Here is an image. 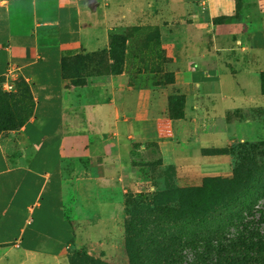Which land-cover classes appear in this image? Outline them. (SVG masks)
<instances>
[{"label": "crops", "instance_id": "crops-1", "mask_svg": "<svg viewBox=\"0 0 264 264\" xmlns=\"http://www.w3.org/2000/svg\"><path fill=\"white\" fill-rule=\"evenodd\" d=\"M127 27L158 35L139 53L153 57L143 86L126 74L69 86L62 59ZM262 73L264 0H0V91L11 112L15 98L30 108L0 133V264H60L77 235L70 203L101 207L138 184L147 143L180 186L227 172L228 153L205 151L264 140Z\"/></svg>", "mask_w": 264, "mask_h": 264}, {"label": "rangeland", "instance_id": "rangeland-1", "mask_svg": "<svg viewBox=\"0 0 264 264\" xmlns=\"http://www.w3.org/2000/svg\"><path fill=\"white\" fill-rule=\"evenodd\" d=\"M109 41L107 49L93 52L87 62L83 72L86 82L103 77L124 79L126 74L131 86L141 88L140 64L147 70L153 57L139 53L156 51L159 42L156 30L127 27L111 31ZM74 67V57H67L64 78L69 86H73ZM144 74L149 77L151 73ZM15 99L13 127L27 116L18 111L29 106L28 102ZM175 107V114L179 115L180 100ZM4 119L0 117V133L11 127L7 120L1 121ZM146 147L150 149L147 158L134 160L142 166L138 184L117 193L101 207L87 209L78 202L70 203L77 235L60 264H193L198 252L205 259L210 257L206 241H197L196 237L210 238L213 245L227 244L238 231L250 230L247 222L253 221V213L255 231L264 239V221H258L259 213H264V140L205 151L228 153L230 169L189 186L176 182L173 166L162 161L156 144L147 143ZM159 200L160 205L152 206ZM144 201L150 205L146 206Z\"/></svg>", "mask_w": 264, "mask_h": 264}, {"label": "trees", "instance_id": "trees-1", "mask_svg": "<svg viewBox=\"0 0 264 264\" xmlns=\"http://www.w3.org/2000/svg\"><path fill=\"white\" fill-rule=\"evenodd\" d=\"M110 45L111 44L109 41V46ZM92 54L94 53L72 55L74 57L75 67H74V70L71 76V84L74 87H84L87 84L86 79L83 75V72L87 67V62L90 61ZM67 57H64L61 61V71H62L63 77H64V70H65V62H66ZM260 79H261V91L264 94V73L261 74ZM12 96L13 95L3 93L0 91V117L2 116L5 117V119L1 121L6 123L5 120H7V123L11 125V127L7 128L5 131L19 129L20 126L27 120L30 114L29 112L30 108L28 107L26 109L21 108V110H19L18 112H21V115L22 113L25 112L27 116L21 124L17 125V127H13L12 126L13 121L11 118L13 115V112H11L10 108L7 107L8 104L6 102L7 99L11 98ZM178 100H180L181 109H182L183 100L181 97L176 96V97L169 98V112L174 113V115H170L171 118H179L181 116L182 110L179 115L175 114V108H176L175 103ZM172 103L173 105H171ZM2 112L4 113L3 115H2ZM175 201L176 200H174L173 202ZM180 201H181V198L178 200L179 204H180ZM161 202L162 201L159 200L155 205H152V206L160 205ZM145 205L147 206L150 204L145 202ZM132 208L135 209V207H132ZM251 217H253L252 218L253 221L256 220L255 213L251 214ZM258 219H259L258 220L259 222L264 221V213L260 212ZM253 221L247 222V226L250 227V230L246 229L244 231H238L237 232L238 235L232 239H229L232 242L228 240L229 243L227 244L219 242L216 245H213L212 241L209 240L210 238L205 240L202 237H196L197 241H206L205 243L208 245V252H209L208 255L210 256L209 257L210 260L205 259L204 254H201L200 252H198L197 261L201 260L202 261L201 264H264V245H263L264 239L255 231ZM189 245L192 246V244H189ZM197 261H195L193 264H199Z\"/></svg>", "mask_w": 264, "mask_h": 264}, {"label": "built area", "instance_id": "built-area-1", "mask_svg": "<svg viewBox=\"0 0 264 264\" xmlns=\"http://www.w3.org/2000/svg\"><path fill=\"white\" fill-rule=\"evenodd\" d=\"M4 90L6 92H12L13 91V86L11 84H9V83H5Z\"/></svg>", "mask_w": 264, "mask_h": 264}]
</instances>
